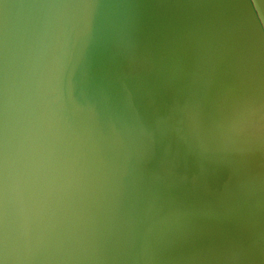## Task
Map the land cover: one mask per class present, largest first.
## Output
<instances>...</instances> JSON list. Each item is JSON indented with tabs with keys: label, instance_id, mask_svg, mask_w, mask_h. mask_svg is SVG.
<instances>
[{
	"label": "water",
	"instance_id": "95a60500",
	"mask_svg": "<svg viewBox=\"0 0 264 264\" xmlns=\"http://www.w3.org/2000/svg\"><path fill=\"white\" fill-rule=\"evenodd\" d=\"M0 264H264V0H0Z\"/></svg>",
	"mask_w": 264,
	"mask_h": 264
}]
</instances>
